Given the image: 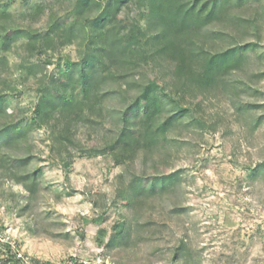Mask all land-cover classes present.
Segmentation results:
<instances>
[{
    "label": "rangeland",
    "instance_id": "obj_1",
    "mask_svg": "<svg viewBox=\"0 0 264 264\" xmlns=\"http://www.w3.org/2000/svg\"><path fill=\"white\" fill-rule=\"evenodd\" d=\"M69 3L0 0L10 25L31 30L46 29L50 14L63 15ZM150 21L138 0L119 13L120 25L143 32L137 65L119 70L131 81L128 97L154 83L165 103L159 121L178 107L186 115L133 155L108 151L119 132L118 95L86 106L69 130L59 113L35 127L28 138L34 192L0 170V264H264V0L230 9L194 38L211 53L253 43L209 84L198 78L202 61L181 65L156 51ZM212 31L221 34L208 37ZM82 53L77 42L31 52L19 38L6 53L7 112L29 120L42 83ZM25 62L40 64L36 76L21 68ZM169 173L176 179L168 189L134 192L141 179Z\"/></svg>",
    "mask_w": 264,
    "mask_h": 264
},
{
    "label": "trees",
    "instance_id": "obj_2",
    "mask_svg": "<svg viewBox=\"0 0 264 264\" xmlns=\"http://www.w3.org/2000/svg\"><path fill=\"white\" fill-rule=\"evenodd\" d=\"M69 1L63 15L50 14L44 30L10 25L7 6L0 4V170L23 184L30 193L34 192L39 182L37 170H28L32 159L28 138L32 130L49 120L53 113H59L66 119L65 128L69 130L74 120L84 116L86 106H102L104 101L118 95L123 103L117 112L119 132L115 141L108 145V151L120 150L131 155L136 154L141 145L150 147L155 135L166 132L187 113V109L178 107L159 121L165 103L159 100L154 83L139 86L137 95L130 99L128 97L131 81L126 73L119 70H133L137 59L143 55L139 49V36L143 32L137 25L128 28L118 22L122 7L132 0ZM138 1L144 2L146 15L151 18L149 24L155 30L152 38L158 46L156 51L170 53L181 65L189 60L202 61L203 68L198 78L204 84H209L223 70L239 63L242 52L253 46V43L233 45L211 53L194 39L205 27L228 15L230 9H241L249 0ZM36 9L39 11L41 5H37ZM233 20H243L247 26H254L250 18L235 16ZM220 34L219 31H212L208 37L215 38ZM19 38L26 40L31 52L50 49L55 42H77L83 49L79 61L67 60L62 73L51 75L48 82L42 83L41 95L33 109L34 115L29 120L16 119V113L7 112L9 85L4 76L8 70L6 53ZM21 68L27 75L36 76L40 64L25 62ZM110 81L127 87L104 89L103 85ZM15 152L22 155H15ZM175 179V173L141 179L134 192L153 194L157 190H166ZM134 192L128 197L129 200L133 199ZM120 233L121 230L115 231L109 244L114 243Z\"/></svg>",
    "mask_w": 264,
    "mask_h": 264
}]
</instances>
